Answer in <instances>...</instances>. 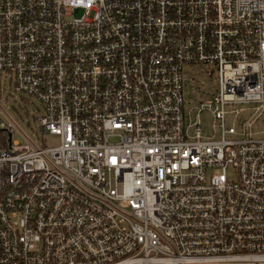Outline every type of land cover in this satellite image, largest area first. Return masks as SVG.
Here are the masks:
<instances>
[{
    "label": "built area",
    "instance_id": "built-area-1",
    "mask_svg": "<svg viewBox=\"0 0 264 264\" xmlns=\"http://www.w3.org/2000/svg\"><path fill=\"white\" fill-rule=\"evenodd\" d=\"M0 81L59 142L0 117V264H264V0H0Z\"/></svg>",
    "mask_w": 264,
    "mask_h": 264
},
{
    "label": "rangeland",
    "instance_id": "rangeland-1",
    "mask_svg": "<svg viewBox=\"0 0 264 264\" xmlns=\"http://www.w3.org/2000/svg\"><path fill=\"white\" fill-rule=\"evenodd\" d=\"M201 79H206L200 77ZM207 81V80H206ZM4 92H0V99L2 95V102L0 103L3 110L0 109V117L7 123H11L14 133L12 140L27 144L29 142L37 145L56 146L58 145L57 138L49 133H43L38 117L40 116L37 108V101L28 96H22L19 94L9 95L11 89L7 85H4ZM0 81V91L4 87ZM197 84L186 85L184 94L186 96V109L192 110V117L198 113V117L201 123L200 133L202 136L207 137L214 135L215 138H220L221 128L219 122L216 120L209 108L202 107L207 101L211 99V95L217 88V83L212 82L205 83V85L196 89ZM198 88V87H197ZM256 107L253 104L243 105L234 104L225 106V128L234 127L239 133L243 132L242 125L249 119H254V123L250 130H246V133L251 132L257 139H264V113L258 115ZM256 116V117H255ZM236 137H241L236 136ZM234 136H228V138H236ZM29 141V142H28Z\"/></svg>",
    "mask_w": 264,
    "mask_h": 264
},
{
    "label": "water",
    "instance_id": "water-1",
    "mask_svg": "<svg viewBox=\"0 0 264 264\" xmlns=\"http://www.w3.org/2000/svg\"><path fill=\"white\" fill-rule=\"evenodd\" d=\"M10 141V134H9V137H8V142Z\"/></svg>",
    "mask_w": 264,
    "mask_h": 264
}]
</instances>
